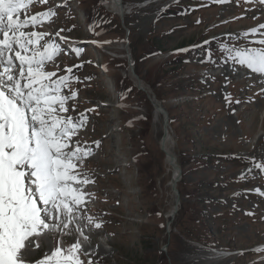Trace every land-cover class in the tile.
Segmentation results:
<instances>
[{
    "label": "rangeland",
    "instance_id": "rangeland-1",
    "mask_svg": "<svg viewBox=\"0 0 264 264\" xmlns=\"http://www.w3.org/2000/svg\"><path fill=\"white\" fill-rule=\"evenodd\" d=\"M76 1L75 10L67 4V7L55 9L56 15L53 17L58 20L57 24H63L64 27L62 24L60 27L73 39L71 43H77L71 48L82 49L79 56L70 50L67 55L62 54L60 69L63 70V66L72 67L74 63H87L74 74L78 80H73L71 88L64 92H77L76 99L69 101L76 106V111L71 114L75 118L83 112L88 122L75 139L80 140L81 144L84 142V146H91L92 153H95L89 162L91 166H84L82 171L94 180L85 189L93 193L85 211L103 222L101 229H84L90 238V246L96 248V264H145L142 261H146V264H230L236 259L235 256L223 257L220 255L222 251L216 254L202 241L185 244L182 240L184 233H181L177 220L184 218L182 224L201 228L199 224L187 220L195 215L194 210L203 211L207 228L224 245L248 252L261 245L264 242V195H258L254 189L259 187L264 191V179L245 171L252 167L248 163L249 158L264 157V95L258 94L260 86L253 79L243 82L244 74L239 86L231 80L230 85L235 89L226 91L222 85L228 67L198 63L200 49L185 53L189 58L188 66L167 65L159 55L149 58V53L156 49L151 43L160 42L158 45H163L167 50L182 43L196 45L207 37L203 35L205 29H211L213 35L222 31L216 38L225 39V33H239L234 28L236 19L244 21V31L249 30L259 23L252 17L262 6L246 3L245 0H231L227 4L202 0H123L125 11L120 16L114 15L115 18L100 5L99 0H81L80 5ZM146 2L149 3L144 5ZM48 4L54 5L52 0H48ZM168 4H182L184 7L178 20L174 15L172 19H167L166 14L159 18L160 11ZM38 6L45 8L44 4ZM197 18H201L202 27L192 26L191 23L196 22ZM212 20L224 25L212 28ZM182 22L188 25L186 31H175L164 37L165 29L176 25L181 27ZM78 40L85 43L81 44ZM164 55L166 57L167 52ZM128 57L135 60L132 68H121L120 60L125 62ZM207 70L216 77L215 82H201L202 73ZM188 73L191 76L186 78ZM121 78L124 81L129 79L131 85L142 93L133 96L137 105L125 113L114 107L115 102L119 101L117 93ZM226 93L234 94L233 101L239 99L242 102L229 104L224 98ZM154 94L163 99V109H171L173 119H176L172 125L168 124L175 139L172 149L178 156L181 176L176 186L180 193L176 215L172 213L175 201L168 187L171 179L167 174L169 167L159 149L163 119L154 116V107L148 98L155 97ZM142 97L146 98L150 107L149 127L144 135L138 128L130 130L124 126L128 117L146 116V109L139 100ZM253 97L251 102H244ZM123 99L128 104V98ZM97 100L108 103L109 107L96 104ZM88 109L95 111L87 112ZM190 128L196 131L199 139L196 147L190 150L191 154L198 156L203 152L206 154L204 158H208L213 157L212 154L207 155L209 152H217V156L213 157L215 162L205 160L206 167L201 169L180 162V156L188 151L184 139L189 136ZM175 131L178 135L180 131L183 132L179 136V146ZM193 140L196 143L195 136ZM96 141H100L98 148ZM141 144L147 154L139 159ZM230 154L248 157V160L239 167L237 163L231 168L232 165L224 161V157ZM140 163L147 167L142 176L137 171ZM241 173L247 178L242 179ZM227 178L231 191L220 192ZM212 183H218L219 187L213 188ZM237 192L246 194L242 199L241 194L237 197ZM108 196L112 198L111 201L105 199ZM234 197L238 202L236 205L233 204ZM110 204L113 208L108 207ZM157 209L162 213V218L158 217ZM226 209L232 215L229 222L224 223L228 227L223 226ZM107 210L113 211L112 217L115 219L108 220L110 212ZM170 214L175 216L173 224L163 218ZM83 223L86 224V221ZM162 224L170 233L161 227ZM216 249L225 250L222 246ZM36 251L39 252L38 249ZM249 264H264V255L253 258Z\"/></svg>",
    "mask_w": 264,
    "mask_h": 264
},
{
    "label": "snow or ice",
    "instance_id": "snow-or-ice-1",
    "mask_svg": "<svg viewBox=\"0 0 264 264\" xmlns=\"http://www.w3.org/2000/svg\"><path fill=\"white\" fill-rule=\"evenodd\" d=\"M34 2L47 4L48 0H0V264H96V248L90 246L84 229H101L103 222L85 211L93 197L85 189L94 180L82 171L93 149L74 139L88 117L79 113L74 118L71 113L76 106L69 101L76 99L77 92H64L78 80L74 68H82L83 63L67 67L63 70L67 74L59 76L49 68L61 52L67 55L69 51L56 38L64 42L68 38L60 35L65 29L25 31L43 26L56 15L53 8L28 15ZM245 2L264 6V0ZM224 36L227 42L212 37L193 45L194 51L200 49L197 62L225 65L233 75L245 70V75L264 81V23ZM214 41L219 59L210 47ZM70 51L79 56L82 49ZM215 79L211 72L202 73V83ZM231 83L225 74L222 87L227 89ZM258 94L264 95V83ZM224 98L229 104L242 102L233 101L231 93ZM95 145L98 148L100 141ZM173 162L169 154L170 165ZM248 163L252 167L245 171L264 179V157L249 158ZM241 178L247 177L241 173ZM254 191L264 195L259 187Z\"/></svg>",
    "mask_w": 264,
    "mask_h": 264
},
{
    "label": "trees",
    "instance_id": "trees-1",
    "mask_svg": "<svg viewBox=\"0 0 264 264\" xmlns=\"http://www.w3.org/2000/svg\"><path fill=\"white\" fill-rule=\"evenodd\" d=\"M202 1H204V2H214V0H202ZM183 12H184V7L182 6V4H179V5H176V4H171L170 5L169 4L163 10L160 11L159 18H161L162 14H166L167 19H172L171 17L174 15V16H176V18L178 20L180 18V16L183 14ZM113 17H115V16L113 15ZM182 23H183V25L181 27H179V25H176V26H174L171 29H168V30L165 29L163 31L164 34H165L164 37L170 36L175 31H182V32L186 31L188 25L185 24L184 22H182ZM202 40H204V38H202L201 40H199L195 44H199ZM157 43L161 44L160 42H157ZM158 44L151 43L152 47H154L156 49L149 53V58H154V57H157L158 55L160 56L161 54H164L166 52H173V51H176L177 49H181V48H184L185 46H187V45H184V43H182V44L177 45L176 47H173V48L167 50V49L163 48V45H158ZM190 44H188V45H190ZM182 57H183V55H181L180 53H175V54H172L171 56H169L167 58L161 57V59L167 65L183 66L184 62L188 61V58H182ZM108 59H111V58H108ZM112 60H115V59H112ZM120 62H122L121 68L122 67L127 68V60L125 62L120 60ZM119 76H120V73H119ZM121 79H122V82L119 84L120 86H118L119 98L122 99L123 103L125 102L123 97L128 98L127 102L129 104L124 103L123 105H126V106L135 105L136 103L134 102L133 99H130V95L131 94H136L137 95V94H142V93L139 92L138 90H136L135 87H133L131 85V82L129 81V79H126L125 81H124L123 78H121ZM144 83L146 84L145 81H144ZM123 93H125L124 96H122ZM154 95H155V97L158 100H163V99H161L159 97L158 94H154ZM139 100L142 102L141 105L146 109V116L145 117H137V116L133 117V116H131V117L126 118L125 122L128 123V126H129V128L131 130H133L135 128H138L141 131V133H143V135H144L145 133H147L148 127H149L150 107L148 106V102H147L145 97H142ZM137 102H138V100H137ZM128 110L131 111V109H128ZM122 112L125 113V111H122ZM169 116L171 118L170 119V124H173L176 121V119H173V113H172L171 109H170ZM181 132L182 131H180V133L178 135L176 133V131H175L176 143H177L178 146H179V136H180ZM195 132L196 131L195 130L193 131V128H190L189 136H185L184 140H185V143L187 145L188 151L185 154H183L182 157L180 156V162L182 164L186 165V166H189L190 164H193L195 167H198L199 169H201L203 167H206L205 160H211L212 163L215 162V159L213 157L217 156V152H214V153L213 152L212 153L209 152L207 155L212 154L213 157H208V158H204V156L206 154H203V152H202V155H201L202 158H200V159L199 158H195L194 155L190 153V150H192L194 147H196V144L198 143V140H199V139H197L198 135ZM194 136L196 137V140H197L196 143L193 140ZM132 143H133V141H132ZM138 153H139V159H140V157L145 156L147 154L146 149L142 148V144L140 145V149H139ZM228 159H231V160H228ZM245 160H248V158H240L239 156H236L235 154H230V155H227L226 157H224V161H227L229 164L232 165L231 168L235 167V165H237V163H238V167L241 166V164ZM135 165H136V163H135ZM195 167H193V168H195ZM146 170H147V167L143 163H140V168L137 167V171L141 173V176L144 174V171H146ZM229 182H230V180L227 178L226 182L224 183V186L220 189V192H226V191L229 192L230 191ZM210 185L211 186L213 185V188H218L219 187L218 183H212ZM153 186H154V184L152 185V187ZM244 196H245V194H244ZM156 212H159V211L156 210ZM194 213H195V215L193 217H191V218H187V220L189 222H194L196 224H199L201 226V228H197V227L191 228V227H188L185 224H182L181 222L184 221V218H183L182 221H178V220L176 221V223L179 225V227L181 229V233H184V235L182 236V240H184L185 244H194V243L202 241V242L210 245L213 242L214 244H219V245L225 246V248L228 249V250L236 249L233 246L224 245V243L222 242L221 239L212 236L210 228H207V224H206V222H204L205 215H204L203 211L194 210ZM158 216H160V215H158ZM240 216L244 219V217L242 215H240ZM223 217L225 219V220H223L224 221L223 222V226L228 227L227 224H224V223H225V221L229 222V218L232 217V215L230 214L229 209H226V211L224 212ZM235 217H237V216H235ZM246 220H250V219H246ZM160 254H162V253H160ZM246 255H248V254L247 253H243V254L237 256V259L232 264H246L247 261L244 260ZM129 262L132 263L131 260H129ZM142 262L145 263V264L147 263L146 261H142Z\"/></svg>",
    "mask_w": 264,
    "mask_h": 264
},
{
    "label": "clouds",
    "instance_id": "clouds-1",
    "mask_svg": "<svg viewBox=\"0 0 264 264\" xmlns=\"http://www.w3.org/2000/svg\"><path fill=\"white\" fill-rule=\"evenodd\" d=\"M79 1V0H78ZM107 1V0H106ZM110 2V4H113V2L111 1V0H109ZM154 1V0H153ZM162 0H156V2H161ZM123 0H121V3H122V5H123ZM75 3H77V1L76 0H64V3L63 4H61V6L62 5H69V7H71L72 9H76L75 8ZM80 3H81V1H79L78 2V4L80 5ZM147 4L149 3V2H146ZM144 4V5H147V4ZM169 5V4H168ZM124 6V5H123ZM166 7V6H165ZM58 8V7H57ZM124 11H125V8H124ZM113 15H116V14H114V13H112ZM117 16V15H116ZM254 16H255V14H254ZM242 17V16H241ZM86 19V18H85ZM198 20H200L201 18H197ZM257 20H258V24L257 25H259L260 24V20H259V18H256ZM86 20H83V22H85ZM82 22V23H83ZM212 22L214 23V25H213V27L212 28H214V27H216V26H219V25H224L223 23H218V24H216L215 22V20H212ZM236 23H235V25H234V28L236 29V30H239V33H241V32H243L244 31V29L246 28V26L245 25H243L242 23L244 22L243 20H241V19H236V21H235ZM256 25V26H257ZM192 26H197V27H202V25H201V23H197V21L196 22H193L192 23ZM85 28V27H84ZM213 33V31L211 30V29H205V30H203V35H205V36H207L204 40H206V39H210V37L213 35L212 34ZM222 34V31H219L218 33H216L215 35H213L214 37H216V36H220ZM66 37L67 38H70V37H68L67 36V34H66ZM71 39V38H70ZM204 40H202L199 44H201ZM221 40H224L225 42H227L225 39H223V38H220V39H218L217 38V41H221ZM73 41V40H72ZM71 41V42H72ZM79 41V43H81V44H84L85 42L83 41V40H78ZM86 41H88V42H90L91 43V41L90 40H86ZM71 42H69V47H73L74 45H76L77 43H71ZM67 43V42H66ZM245 43H246V41H245ZM64 47H66V45L65 44H62ZM128 45V44H127ZM190 45H192V44H190ZM190 45H187V46H185L184 48H181V49H184V51H180V52H177V51H173V52H167V56L166 57H164L165 55V53L164 54H161L160 55V57H163V58H167V57H169V56H171L172 54H175V53H180L181 55H183V57L182 58H187V56L185 55V53H189V50H193L192 49V46H190ZM196 45H198V44H196ZM216 45V42H212V44L210 45V47H212L213 48V51H214V55L216 56V58L218 57V56H220V53L218 54V52L214 49V46ZM60 55H62V53H60ZM60 55H58V56H60ZM106 55H108V54H106ZM108 56H110V55H108ZM112 57H113V55H112ZM133 59V58H132ZM131 59V57H128V59H127V68H129V67H131L132 68V66H133V64H134V60H132ZM189 65V58H188V61H186V62H184V64H183V66H188ZM65 66H63L62 67V69L64 68ZM58 69H59V71H60V62H59V66H58ZM105 71H106V68H105ZM245 71V70H244ZM244 71H243V73H240V74H236V75H233V74H231L230 75V79L234 82V84H236V85H238L239 86V84H240V80L243 78V75H244ZM207 72H210V70H207ZM76 73V70H74V74ZM134 74L136 75V73L134 72ZM137 76V75H136ZM189 76H191V74L190 73H188L187 75H186V78L187 77H189ZM235 76H237L238 77V79L237 80H235ZM137 77H139V76H137ZM211 86H214L213 85V83H211ZM232 89H235L234 87H232L231 85H229L228 86V88L226 89V91H231ZM118 94V93H117ZM232 95V98L234 97V94H231ZM133 96H136L135 94H131L130 95V99H133V100H135L134 98H133ZM155 96V95H154ZM118 97H119V95H118ZM151 97H153V96H151ZM153 100H154V102H158V103H160V105H161V107H162V109H163V104H164V101L163 100H158L157 98H155V97H153ZM120 101V102H119ZM119 101L117 100L116 102H115V108L117 109V110H119V111H125V112H130V110H128V109H132V107H133V105H130V106H126V105H123L124 103L123 102H121L122 101V99H120L119 98ZM96 102V104H99V105H104L105 107H109V104L108 103H105V102H102L101 100H97V101H95ZM233 103H235V102H233ZM129 104V103H128ZM135 105H137V104H135ZM154 107V106H153ZM163 112H165V114H166V116H167V131H168V133H170V128H169V125L168 124H170V116H169V113H170V109L169 110H167L166 108H165V110L163 109ZM154 116H156V117H162V119H163V121H162V125H163V122H164V119H165V116L163 115V114H161V113H156V111H155V109H154ZM169 120V121H168ZM124 126L126 127V128H128L129 126H128V123L127 122H124ZM170 125H172V124H170ZM131 130V129H130ZM161 130H162V126H161ZM160 135H161V133H160ZM160 135H159V138H160ZM172 139H173V136L171 137ZM159 141V149H160V140H158ZM173 141H174V144H172L171 145V147L172 148H174L175 147V139H173ZM169 147V146H168ZM161 151V150H160ZM164 155V154H163ZM174 155L176 156V154H175V152H174ZM201 155L202 154H200V155H194V157L195 158H200L201 157ZM178 157V156H177ZM92 158H94L93 156H89L85 161H84V166H91L90 164H89V162L92 160ZM248 158V157H247ZM132 159V158H131ZM133 160V159H132ZM165 162V161H164ZM168 187H169V185H168ZM178 191V190H177ZM231 191V190H230ZM229 191V192H230ZM100 194H102L101 192H99ZM171 193V192H170ZM178 193H179V191H178ZM237 194V196H238V194H239V192H237L236 193ZM102 195H105V194H102ZM179 195H180V193H179ZM106 199H108L109 201H111L112 200V198L110 197V196H108V197H106ZM118 201H116V203H117ZM108 207L109 208H113V205H108ZM158 210V209H157ZM107 211H109L110 212V214L109 215H111V218L112 219H115V218H113L112 217V215H113V211H110V210H107ZM159 211V210H158ZM160 212V211H159ZM161 216V217H160ZM160 216H158L159 218H162V215H160ZM175 217V216H174ZM164 218V220H169L170 219V216L169 217H163ZM173 222H174V218H173V220H172V224H173ZM164 230L166 231V229H165V227H164ZM169 232V231H168ZM170 233V232H169ZM198 243V242H197ZM202 243H204V242H202ZM205 244V246H208L209 248H210V250L212 251V252H214V253H216V254H218L217 253V251H222V252H225L224 250H218V249H216L217 247H213V246H210V245H208V244H206V243H204ZM264 244V242H262V244L261 245H259V246H262ZM219 246H222L224 249H226L225 248V246H223V245H219ZM255 248V247H254ZM227 251L225 252V253H227V256H235L236 257V259H237V256H239V255H241V254H243V253H247L248 255H246L245 256V258H244V260L245 261H247L246 262V264H249L250 262H251V260L253 259V258H256V257H258V254L257 253H255V252H253V249L252 250H250L249 252L248 251H246V250H239V249H234V250H228V249H226ZM222 252H220V253H222ZM221 256H223L222 254H220ZM218 256V255H217ZM227 256H223V257H227ZM235 259V260H236ZM234 260V261H235ZM234 261H232L230 264H232Z\"/></svg>",
    "mask_w": 264,
    "mask_h": 264
},
{
    "label": "water",
    "instance_id": "water-1",
    "mask_svg": "<svg viewBox=\"0 0 264 264\" xmlns=\"http://www.w3.org/2000/svg\"><path fill=\"white\" fill-rule=\"evenodd\" d=\"M111 1H112L113 3H114V2H117V5H118V7H119V9H120L121 11L118 13V12H117L116 10H114V9H107V10H108L109 12H111V13H114V14L120 16L121 13H122V11H124V7H123V5H122V3H121V0H111ZM121 6H122V7H121ZM148 98H149V100L151 101V103L153 104L156 113H161V114H163V115L167 118L165 112H163V109H162L160 103H158V102H154L153 97L148 96ZM166 137H167V139H168V141H169L170 143L174 144L173 139L171 138V136L169 135V133H168V131H167V119H164V122H163V125H162V130H161V135H160V138H159V140H160V150H161V152L164 154V156H165L166 159L169 160V154H171V155L174 157L173 165H170V163H169V166H171L173 169H174V168H175V169H178V172L176 171L175 174H174V176H173V175L171 176V182H170V184H168V185H169V188H170V192H171V194H172V196H173V199H174V201H175V204H174V207H173V214L176 215V213H177V211H178V209H179V205H180V198H179V194H178V191H177V189H176V186H177V183L180 181L181 176H180V169H179V166H178V164H177V156H175V155L170 151L169 147H168V148H164V147H166V146H165V140H166L165 138H166ZM165 149H167V151H166ZM174 177H175V180L173 179ZM173 188H174L175 190H173ZM173 218H174V216H171V215H170L169 222H172ZM166 231L168 232V229H166Z\"/></svg>",
    "mask_w": 264,
    "mask_h": 264
},
{
    "label": "bare ground",
    "instance_id": "bare-ground-1",
    "mask_svg": "<svg viewBox=\"0 0 264 264\" xmlns=\"http://www.w3.org/2000/svg\"><path fill=\"white\" fill-rule=\"evenodd\" d=\"M102 2H104V3H107V6L108 7H110V8H112V9H114V10H116L118 13L121 11L120 9H119V7H118V5H117V2H114L113 4H110L109 2H106V0H102ZM261 11L263 12V13H261ZM257 13H255V17L256 18H259V20L261 21V20H263L262 22H260V23H264V6H262V8L261 9H258L257 11H256ZM259 13H261V14H259ZM259 25H257V26H255V27H258ZM132 72V71H131ZM230 71L228 70L227 71V75H230ZM249 79H253L255 82H256V85L257 86H260V84L261 83H264V81H260L257 77H250V76H244V78H243V82H245V81H247V80H249ZM254 84V83H253ZM263 100V99H262ZM157 119V118H156ZM230 122V121H229ZM169 135L172 137L173 135H171V132L169 133ZM174 139V138H173ZM171 143L168 141V139H166L165 140V146L166 147H164V148H168V146H169V149H170V151L174 154V150L172 149V147H171ZM252 151H253V149H252ZM263 153H264V151H263ZM263 157V156H262ZM165 163H166V166L167 167H169V170H168V172L169 173H167V174H170V177L173 175L174 176V174H175V170L171 167V166H169V160L168 159H166L165 160ZM170 182H171V179L169 180V184H170ZM172 213H173V211H172ZM171 213V214H172ZM170 214V215H171ZM169 215V216H170ZM172 216V215H171ZM103 249V248H102Z\"/></svg>",
    "mask_w": 264,
    "mask_h": 264
}]
</instances>
